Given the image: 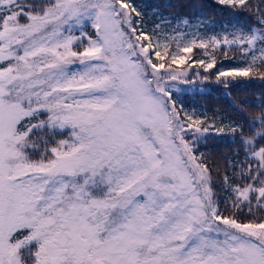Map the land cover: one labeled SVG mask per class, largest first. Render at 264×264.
<instances>
[{
  "label": "snow or ice",
  "instance_id": "obj_1",
  "mask_svg": "<svg viewBox=\"0 0 264 264\" xmlns=\"http://www.w3.org/2000/svg\"><path fill=\"white\" fill-rule=\"evenodd\" d=\"M256 11L217 32L137 0H0V264H264V93L225 125L176 87L264 81ZM225 127L216 178L201 145Z\"/></svg>",
  "mask_w": 264,
  "mask_h": 264
},
{
  "label": "trees",
  "instance_id": "obj_2",
  "mask_svg": "<svg viewBox=\"0 0 264 264\" xmlns=\"http://www.w3.org/2000/svg\"><path fill=\"white\" fill-rule=\"evenodd\" d=\"M137 3H140L142 7L147 5L149 9H154L158 6L159 10L166 15H188L193 18V24L196 17L203 19L204 14L207 13L209 17L207 21L208 30L217 32L224 28H231L233 25L251 24L252 20L248 17L252 16L254 18L258 14L256 9L264 8L261 0H249L251 11L248 14L239 10L234 11L230 6L217 5L215 0H137ZM197 5L200 7H197ZM153 19L158 18L152 17L150 12L147 27L150 28L152 26L151 21ZM172 23L175 24L177 21L173 19ZM180 27L186 28L187 26L181 24ZM191 55L195 58L202 55V53L194 51ZM228 55L231 56L232 52H229ZM216 56L218 59H223V51H217ZM232 66L234 65H224L226 68ZM211 71H215V69L209 70V72ZM238 79L240 82L227 91L219 87L214 80L208 83L196 81L193 86L178 84L176 87L180 91L177 95L186 102L188 107H195L197 112H206L209 117H215L217 122L221 117H226L225 125L228 124L229 119L243 121L242 115L230 106L232 101H235L241 107H246L243 103L245 100H252L264 93V81L259 79ZM200 89H203V91ZM229 95L231 100L228 99ZM246 110L250 115H255L259 112V109L255 106ZM245 127H247L246 124ZM239 140L240 137L238 135H233L225 127L223 134H214L208 138L206 145H201V150H204L205 147L208 149L206 155L209 167L217 169V172L213 173L214 177L218 178L219 174L232 171V164L236 158L237 149L241 147ZM240 156H243V153H240ZM217 191H220L219 187H217Z\"/></svg>",
  "mask_w": 264,
  "mask_h": 264
}]
</instances>
